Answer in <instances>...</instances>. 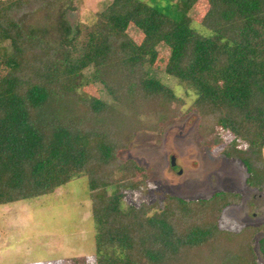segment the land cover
<instances>
[{
	"label": "trees",
	"instance_id": "16d2710c",
	"mask_svg": "<svg viewBox=\"0 0 264 264\" xmlns=\"http://www.w3.org/2000/svg\"><path fill=\"white\" fill-rule=\"evenodd\" d=\"M194 1L113 0L97 14L79 64L64 45L76 36L66 3L0 4V68H8L0 78V205L86 175L96 264H264V237L261 262L252 228L241 241L219 227L240 194L123 207L122 190L145 188L146 175L120 151L140 130L175 117L181 102L152 74L161 42L171 49L169 71L200 90L201 129L213 131L214 146L233 136L224 155L240 160L248 185L264 193V0H208L200 23L207 33L186 14ZM130 24L144 34L139 45L123 41ZM86 81L101 84L112 102L84 92Z\"/></svg>",
	"mask_w": 264,
	"mask_h": 264
},
{
	"label": "rangeland",
	"instance_id": "374dc122",
	"mask_svg": "<svg viewBox=\"0 0 264 264\" xmlns=\"http://www.w3.org/2000/svg\"><path fill=\"white\" fill-rule=\"evenodd\" d=\"M10 1L0 0V4ZM60 1L69 7L68 20L76 35L66 40L65 49L70 62L79 64L97 14L113 0ZM167 2L177 0L162 3ZM166 7L168 10L169 5ZM208 9V0H195L186 9L187 16L194 21L192 25L203 33L207 30L200 23ZM170 10L174 15L172 7ZM143 39L142 30L134 24H130L123 35V41L129 44L139 45ZM5 52L6 47H0V56ZM156 52L152 74L174 91L181 102L174 105L178 111L175 117L158 123L154 129L140 130L130 147L120 151L121 160L136 161L146 175L145 188L122 190L123 207L143 203L161 207L168 196L195 200L208 199L219 191L240 194L239 202L221 212L219 227L238 233L243 237L241 241L245 238L242 231L252 228L249 231L254 232L253 248L262 262L259 241L264 237V193L248 185L247 169L240 160L224 155L223 150L233 136L223 133V142L214 146L213 131L201 129V116L194 107L200 90L169 71L170 47L161 42L156 45ZM7 70L6 66L0 68V78ZM82 90L101 100H112L101 84L86 81ZM173 156L177 163L175 168L172 167ZM116 178H120V173ZM114 189L110 188V193ZM95 233L89 179L83 175L51 193L0 205V264H96Z\"/></svg>",
	"mask_w": 264,
	"mask_h": 264
},
{
	"label": "flooded vegetation",
	"instance_id": "af4514ba",
	"mask_svg": "<svg viewBox=\"0 0 264 264\" xmlns=\"http://www.w3.org/2000/svg\"><path fill=\"white\" fill-rule=\"evenodd\" d=\"M173 157H174V156H173ZM173 157H172V158H173ZM174 158H175V157H174ZM172 167H174V168L177 167L176 160H175V164H172ZM179 173L182 174V173H183V170L180 169V170H179Z\"/></svg>",
	"mask_w": 264,
	"mask_h": 264
},
{
	"label": "water",
	"instance_id": "95a60500",
	"mask_svg": "<svg viewBox=\"0 0 264 264\" xmlns=\"http://www.w3.org/2000/svg\"><path fill=\"white\" fill-rule=\"evenodd\" d=\"M172 164H175V158L174 157L172 158Z\"/></svg>",
	"mask_w": 264,
	"mask_h": 264
}]
</instances>
